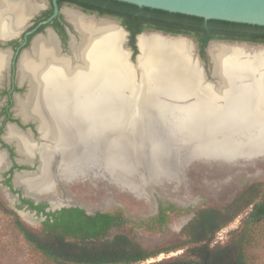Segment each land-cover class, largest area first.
Wrapping results in <instances>:
<instances>
[{"label": "bare ground", "instance_id": "6f19581e", "mask_svg": "<svg viewBox=\"0 0 264 264\" xmlns=\"http://www.w3.org/2000/svg\"><path fill=\"white\" fill-rule=\"evenodd\" d=\"M43 7L32 0H0V38L19 35ZM64 13L82 39L79 48H74L77 64L57 56L51 32L46 38L39 36L35 40L32 52L25 53L20 64L21 80H28L31 89L18 100L17 110L24 120L35 118L39 122L38 129L46 142L41 148L9 129L8 137L17 140L26 158L34 151L42 155V175L36 179L18 176L17 183L31 190L38 187L55 192L62 184L60 177L63 184L69 180L85 184L90 181L88 167L99 143L92 138L96 125H88L85 109L99 97H105L106 85L129 90L138 116L146 88L163 91L166 86L178 87L198 102L186 112L189 121L195 117L201 131L206 126L210 131L219 125L228 133L225 151L240 148L264 152V50L250 54L242 48L212 44L209 54L219 82L207 83L192 59L188 39L143 34L138 40L140 56L132 66L121 49L123 33L113 22H96L72 9ZM242 57L247 60L242 61ZM7 62L8 54L0 51V78ZM104 143L102 152L106 160ZM198 149L217 150L206 145ZM113 151L109 156H116L118 150ZM3 160L0 154V167ZM136 189L127 188L134 193Z\"/></svg>", "mask_w": 264, "mask_h": 264}, {"label": "rangeland", "instance_id": "374dc122", "mask_svg": "<svg viewBox=\"0 0 264 264\" xmlns=\"http://www.w3.org/2000/svg\"><path fill=\"white\" fill-rule=\"evenodd\" d=\"M32 1L46 5V0ZM45 10L46 7L31 21ZM133 61L136 62V55ZM179 89L175 86H166L163 91L146 88L138 116L129 90L106 85L105 97H99L85 109L88 125H96L92 138L99 143L98 152L93 153L88 167L90 181L85 184L69 180L55 192L43 194L44 198L54 197L53 200L62 202L67 198L89 213L120 211L127 223L113 228L109 235L126 233L153 252L185 246L188 237L182 229L195 217L197 210L224 211L248 186L257 183L263 184L258 200L264 199V155L246 160L260 150L235 148L225 151L228 133L219 125L210 131L206 126L201 131L195 117L189 121L186 112L198 102L196 97L185 96ZM104 142L106 160L102 152ZM204 145L217 150L198 149ZM113 150H118L115 157L109 156ZM222 154L226 158H222ZM128 187L137 188V193L127 190ZM0 198L9 208H16L17 201L8 200L1 189ZM169 204L177 209L167 211L166 223L153 222L160 206ZM22 211L19 215L25 225L40 233L45 216ZM250 211L251 207L218 231L211 247L225 246L238 234L247 232L253 238L249 243V264H264V222L247 223ZM222 231V239H219ZM186 250L187 247H182L169 254L161 253L143 264L169 258L184 264L200 263Z\"/></svg>", "mask_w": 264, "mask_h": 264}, {"label": "trees", "instance_id": "16d2710c", "mask_svg": "<svg viewBox=\"0 0 264 264\" xmlns=\"http://www.w3.org/2000/svg\"><path fill=\"white\" fill-rule=\"evenodd\" d=\"M76 1L58 0V4L59 6L66 2L78 4ZM103 1L114 8L106 10V14L124 17V24L147 23L148 27H151V24L158 19L172 18L191 22L196 27L207 23L210 26L264 32V26L221 20L207 21L202 17L139 7L116 0ZM52 14V9L44 11L37 20L48 19ZM50 25L63 35L65 40L68 38L63 25L57 22V18L52 24L42 26L37 33L43 32ZM144 29L142 27L132 33L131 47L134 55L139 52L136 45L137 35ZM194 31L208 33L203 49L207 47L208 40L217 34L215 31L211 33L209 29L195 28ZM204 56L208 60L206 51ZM262 188L263 184L259 183L248 186L224 211L213 208L197 210L195 217L182 229L188 237L187 244L162 252L148 251L134 237L126 233L119 232L110 236L109 233L113 228L127 223L120 211L87 214L83 209L72 207L56 213H45L46 219L42 222L41 232L37 233L28 228L21 217L0 198V264H143L157 258L161 253L169 254L182 247H187L186 252L191 253V256L197 258L202 264H249V243L253 238L247 232L238 234L236 239L225 246L211 247V243L218 231L250 207L247 223L264 222V199L258 200ZM176 209L173 204L166 207L161 205L158 216L152 221L164 225L168 216L167 211ZM182 263L169 258L147 264Z\"/></svg>", "mask_w": 264, "mask_h": 264}, {"label": "flooded vegetation", "instance_id": "af4514ba", "mask_svg": "<svg viewBox=\"0 0 264 264\" xmlns=\"http://www.w3.org/2000/svg\"><path fill=\"white\" fill-rule=\"evenodd\" d=\"M46 1H47L46 3L47 5L45 11L52 9L54 12L53 1L52 0H46ZM76 2H78L79 5L72 4L69 2H66L61 6H59L58 4L59 9L62 11V13H60L56 18H57V22L63 25V28L67 33L68 38L66 40L63 35L57 32L54 27H52V25L49 26L56 33L55 40H56L57 56L59 55L58 56L59 58H64L65 60L66 59L68 60V58L63 56L65 54L68 57H72V59L75 58L74 48H79V46L82 43L81 36H79L80 34L78 35L77 33H75L74 34L75 41L72 43L73 53L71 52L70 50L71 36L68 30L69 29L72 30V28L68 25L67 19L63 15L65 14L64 10L66 9H72L87 18H91L95 20L96 22L107 20L121 25L128 32L125 46L131 50L132 60L134 57V50L131 47V37L133 31H136L139 28L142 27L145 28L141 33H158L161 34L162 36L187 37L188 40L194 43L196 48L195 50L196 56L201 61L207 80L211 82L212 80L210 78H213L212 65H210L211 62L207 51L211 44L223 43L228 46L242 48L248 53L264 50L263 31L252 30V29H240L235 27L210 26L207 23L200 27L199 26L196 27V25L191 22L176 20L172 18L158 19L157 21H155V23L151 24V27H148L149 25L147 23L134 24L128 22L124 24L125 21L124 17H117L106 14V10L114 9L111 5L106 3V1L77 0ZM43 6L44 9L45 5ZM42 21H44V19L43 20L36 19L33 22V25L30 28H28L29 30L27 29V31H32ZM52 22L49 24H52ZM195 28L209 29L211 33L214 31L217 32V34L214 35L215 37L211 35L212 37L208 40L207 47L205 49H203V46L205 45V41L207 39L208 33L201 31H194ZM38 30L35 33L29 35L23 34L21 37L7 42L6 45L4 46V47H9L11 49V52L9 54L7 53L8 54L7 66L6 69L3 71L4 73L1 72V74L2 73L3 74L1 75L0 78V100L2 102L0 103V154L3 155V159H4L3 164L0 167V189L1 191L4 192L8 200L17 201V203H15L16 208L14 209L11 208V209L14 210L18 215L22 214L23 212L22 210H26L27 212L30 213H36L37 215L45 216V213L46 214L56 213L58 211H61L62 209H68L72 207L83 209L86 211L87 214H95L97 212L89 213L83 206L74 204L72 203L71 200H68L67 198L65 199L64 197L63 198L66 200L65 202L55 199L53 200L54 197L45 199L44 198L45 195L43 194L49 192L44 188L36 187L34 188V190H31L27 186L20 185L19 183L16 182V177L18 176H27L36 179L38 178V176L42 175L40 171L41 160H42L41 153L39 151H34L31 156L29 155L26 158V156L20 151L17 140L8 137L9 129L13 128L15 132L25 135L27 138H29V140H31L33 144L37 146L40 145L41 148L46 142V140L41 136L40 131L38 129L39 122L35 120V118H29L28 120H24L19 115V112L17 110L18 100L25 98L31 89L28 80H24V81L21 80L20 71H19V61L20 59L22 61L21 56L25 49L29 50L26 53L32 52L33 46L31 49V45L34 37L37 34H39L37 33ZM48 34L49 33L48 32L46 33L44 30L43 38H46ZM0 47H2V45H0ZM205 51L207 53L208 60L204 56ZM246 60L247 59L245 57H242V61H246ZM23 171H25L24 174ZM60 180L61 183L63 184V180L61 177ZM60 192L62 193L61 189ZM54 202L56 203L59 202L60 204L55 205Z\"/></svg>", "mask_w": 264, "mask_h": 264}, {"label": "water", "instance_id": "95a60500", "mask_svg": "<svg viewBox=\"0 0 264 264\" xmlns=\"http://www.w3.org/2000/svg\"><path fill=\"white\" fill-rule=\"evenodd\" d=\"M52 1H53V5H54V12L50 18L39 23L38 26L35 27L32 31H27V29L33 25L34 21H30L29 25L16 37L0 38V45H2V47H0V51L6 52L9 54L11 52V49L9 47H4L7 42H9L13 39L19 38L23 34L29 35V34L35 33L41 26L48 25L60 13H62V11L59 9V6H58V0H52ZM116 1L134 4V5H137L139 7H147V8H151V9L164 10V11H168V12H172V13H180V14H185V15H190V16L202 17L207 21L208 20H221V21H228V22H235V23H244V24H250V25L264 26V0H116ZM46 3H47V1H46ZM46 5H45V7H46ZM35 16L32 19H34ZM67 23L72 28V30L69 29L68 32L71 36L70 50L73 53L72 43L75 41V35L74 34L75 33L78 34V32L75 30L73 25L68 21V19H67ZM114 24L116 26H118L123 33V40L121 43V49L126 53L129 64L132 66H135L136 62L140 56V53L136 56V62H134L131 59V50L125 46L126 41H127L128 32L121 25H119L117 23H114ZM45 32L46 33L51 32L56 37L55 31L50 27H47L45 29ZM143 34H157L159 36H162L161 34H158V33H140L139 35H137L136 45H137L139 52H140V50L138 47L139 46L138 40H139V37ZM39 36H44V35H43V33L37 34L34 37L33 42ZM162 37L188 39L187 37H184V36H162ZM33 42L31 45V49L33 46ZM190 42L192 44V59L194 60V63L197 64V66L200 70V73L203 76L204 80L207 83H213V84L218 83L219 82L218 79H215V81H212V82L207 80L206 75H205L204 70H203V66L201 64V61L196 56L195 45L192 41H190ZM210 46H209V48H210ZM209 48L207 51H208V55L210 58L211 65H212V77L215 78V74H214L215 66H214V63L210 57ZM28 51L29 50L25 49L22 53L21 58ZM58 54H59V52H58ZM63 56L68 58V60L72 64H74V65L77 64V60L75 58L72 59V57H68L66 54ZM20 62H21V59L19 61V71H20ZM263 155H264V152H262L261 154L258 153L256 155H253V156L247 158L246 160H252V159H255L256 157H260ZM221 157L226 158V157H223V154ZM229 160L234 161L236 159L230 158ZM24 173H25V171H23V174ZM185 264H202V263L189 262V263H185Z\"/></svg>", "mask_w": 264, "mask_h": 264}, {"label": "built area", "instance_id": "2783aa9c", "mask_svg": "<svg viewBox=\"0 0 264 264\" xmlns=\"http://www.w3.org/2000/svg\"><path fill=\"white\" fill-rule=\"evenodd\" d=\"M223 233H224L223 231L221 233H219V235H218L219 239H222L221 237L223 236Z\"/></svg>", "mask_w": 264, "mask_h": 264}]
</instances>
